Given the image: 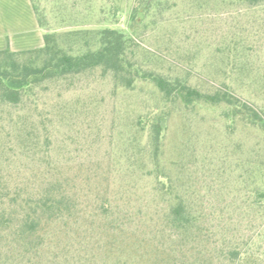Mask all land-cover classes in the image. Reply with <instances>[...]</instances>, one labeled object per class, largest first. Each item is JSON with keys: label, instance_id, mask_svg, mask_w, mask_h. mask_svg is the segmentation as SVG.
<instances>
[{"label": "rangeland", "instance_id": "obj_1", "mask_svg": "<svg viewBox=\"0 0 264 264\" xmlns=\"http://www.w3.org/2000/svg\"><path fill=\"white\" fill-rule=\"evenodd\" d=\"M35 3L51 31L118 28L142 72L228 91L264 117V2ZM47 197L64 200L59 216L39 208ZM175 197L198 215L186 234L164 219ZM35 207L41 224L26 239L20 215ZM200 263L264 264L258 126L223 104L185 107L149 78L126 87L102 67L35 83L18 102L0 92V264Z\"/></svg>", "mask_w": 264, "mask_h": 264}, {"label": "trees", "instance_id": "obj_2", "mask_svg": "<svg viewBox=\"0 0 264 264\" xmlns=\"http://www.w3.org/2000/svg\"><path fill=\"white\" fill-rule=\"evenodd\" d=\"M250 5H257L264 0H244ZM40 26L45 30L44 44L40 47L14 51L10 48L0 50V92L4 99L18 102L23 89L45 79L78 74L88 69L102 67L104 71H112L115 77L126 87H132L139 77L149 78L167 99L176 98L185 107L197 104L216 106L223 104L234 116H240L247 123L258 126L264 133V117L248 102L222 89L214 93H206L189 83L179 80L170 81L158 73L142 72L130 57L133 38L124 31L105 26L98 29H79L63 33L49 30L35 0H31ZM143 8V7H142ZM74 33V41L65 44L64 40ZM77 35L79 37H77ZM65 37V38H64ZM64 38V40H62ZM62 40V41H61ZM165 117L157 115L151 128V141L154 147L153 156L162 141L165 128ZM170 204L164 219L170 228L178 233L186 234L198 220V215L178 197ZM39 208L47 207L58 216L62 212L63 199L52 200L49 197L41 201ZM37 207L34 215H20V230L26 239L34 237L41 224V216ZM45 209H42V212ZM203 264V263H200Z\"/></svg>", "mask_w": 264, "mask_h": 264}, {"label": "crops", "instance_id": "obj_3", "mask_svg": "<svg viewBox=\"0 0 264 264\" xmlns=\"http://www.w3.org/2000/svg\"><path fill=\"white\" fill-rule=\"evenodd\" d=\"M31 0H0V50H28L44 44Z\"/></svg>", "mask_w": 264, "mask_h": 264}]
</instances>
